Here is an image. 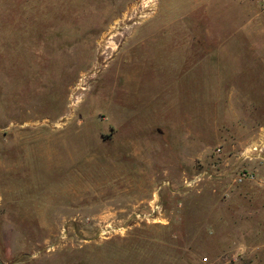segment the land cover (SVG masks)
I'll return each instance as SVG.
<instances>
[{
	"label": "rangeland",
	"instance_id": "obj_1",
	"mask_svg": "<svg viewBox=\"0 0 264 264\" xmlns=\"http://www.w3.org/2000/svg\"><path fill=\"white\" fill-rule=\"evenodd\" d=\"M261 130L264 0H0V264H264Z\"/></svg>",
	"mask_w": 264,
	"mask_h": 264
},
{
	"label": "built area",
	"instance_id": "obj_2",
	"mask_svg": "<svg viewBox=\"0 0 264 264\" xmlns=\"http://www.w3.org/2000/svg\"><path fill=\"white\" fill-rule=\"evenodd\" d=\"M221 151L220 148L215 150L216 153ZM239 158L243 160L249 161H256L261 166L263 176H264V138L258 136L257 140L246 147L242 152L239 154ZM253 172L243 171L238 178V182H243L246 179H253L254 178Z\"/></svg>",
	"mask_w": 264,
	"mask_h": 264
},
{
	"label": "crops",
	"instance_id": "obj_3",
	"mask_svg": "<svg viewBox=\"0 0 264 264\" xmlns=\"http://www.w3.org/2000/svg\"><path fill=\"white\" fill-rule=\"evenodd\" d=\"M259 136L261 137V138H264V130L262 131H260V133H259Z\"/></svg>",
	"mask_w": 264,
	"mask_h": 264
}]
</instances>
